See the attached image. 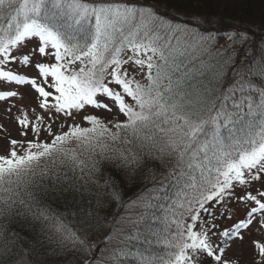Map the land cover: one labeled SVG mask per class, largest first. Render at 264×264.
<instances>
[{"label": "snow or ice", "instance_id": "6c2138e0", "mask_svg": "<svg viewBox=\"0 0 264 264\" xmlns=\"http://www.w3.org/2000/svg\"><path fill=\"white\" fill-rule=\"evenodd\" d=\"M254 36L159 0H0V264H264Z\"/></svg>", "mask_w": 264, "mask_h": 264}, {"label": "trees", "instance_id": "16d2710c", "mask_svg": "<svg viewBox=\"0 0 264 264\" xmlns=\"http://www.w3.org/2000/svg\"><path fill=\"white\" fill-rule=\"evenodd\" d=\"M159 4L162 9L188 16L210 14L214 17H222L225 24L238 22L249 29L264 26V0H159ZM66 223L69 227H73V219L70 215Z\"/></svg>", "mask_w": 264, "mask_h": 264}, {"label": "rangeland", "instance_id": "374dc122", "mask_svg": "<svg viewBox=\"0 0 264 264\" xmlns=\"http://www.w3.org/2000/svg\"><path fill=\"white\" fill-rule=\"evenodd\" d=\"M162 9V8H161ZM236 23H229V24H225V26H234ZM250 30H254L255 32H256V36H254L253 37V41H255L256 40V37H258L262 32H264V26H259L258 28H252V27H250ZM237 47H240L239 45H237ZM9 127V129L12 131V133H13V136H15L16 135V131H15V129L11 126V125H9L8 126ZM2 133H0V137H2ZM3 143H4V141H3V139L2 138H0V151H2V148H3Z\"/></svg>", "mask_w": 264, "mask_h": 264}]
</instances>
